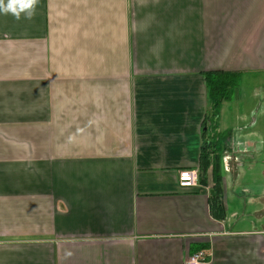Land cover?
<instances>
[{
  "label": "crops",
  "instance_id": "0c3cea01",
  "mask_svg": "<svg viewBox=\"0 0 264 264\" xmlns=\"http://www.w3.org/2000/svg\"><path fill=\"white\" fill-rule=\"evenodd\" d=\"M23 2L0 13V264H264V187L242 180L264 126H222L242 94L218 119L223 216L212 166L179 182L200 173L206 74L264 73V0Z\"/></svg>",
  "mask_w": 264,
  "mask_h": 264
},
{
  "label": "trees",
  "instance_id": "16d2710c",
  "mask_svg": "<svg viewBox=\"0 0 264 264\" xmlns=\"http://www.w3.org/2000/svg\"><path fill=\"white\" fill-rule=\"evenodd\" d=\"M243 80V73L240 71H213L206 74L207 88L209 100L212 105L211 110V125L214 124L213 129H218V119L221 113L222 105L225 101H230L233 99H238L241 95V84ZM207 132H203L205 141L203 144V161L200 167V182L206 183L207 176L206 173L210 166H212L213 180L216 184L215 191L213 194V213L217 217H222L223 211V201L220 199L221 196V173H220V157L218 151L219 142L225 143L228 139V134L222 135L221 141L214 136L208 140L206 136L209 132V127ZM216 133V132H214ZM221 135L220 132H217Z\"/></svg>",
  "mask_w": 264,
  "mask_h": 264
},
{
  "label": "rangeland",
  "instance_id": "374dc122",
  "mask_svg": "<svg viewBox=\"0 0 264 264\" xmlns=\"http://www.w3.org/2000/svg\"><path fill=\"white\" fill-rule=\"evenodd\" d=\"M242 82H243L241 85L242 101L229 103L224 108L222 126L238 125L241 123H246L247 119L249 123L253 118L257 119L258 124L264 126V73H258L256 75L254 74L245 75ZM260 105H262L261 109L259 108ZM235 108L237 110H242L243 112L241 123L237 122L238 120L232 116L231 110ZM253 108L257 109L255 112V117L251 115V110H253ZM213 128H214V124L209 126V132L207 135L208 140L216 136V138L221 141L222 135H219L217 133V132L222 133L221 131H219V126L217 131L216 129ZM225 144L226 143H223L222 141L219 142L218 151L222 150L223 149L222 147L225 146ZM260 151H264V138L260 140L257 153H254L255 156L257 155L258 162L252 165L246 163L244 168L245 173L242 177L243 178L242 180L244 184L250 188L251 191H253V189L261 190L262 187H264V176L262 173V170L264 168V164H263L264 152L261 153ZM237 193L238 195L242 194L241 192H237ZM236 200H238L239 202V197L236 198ZM234 201H235L234 199L230 200L231 208H238V206H236L237 202L234 203Z\"/></svg>",
  "mask_w": 264,
  "mask_h": 264
},
{
  "label": "built area",
  "instance_id": "2783aa9c",
  "mask_svg": "<svg viewBox=\"0 0 264 264\" xmlns=\"http://www.w3.org/2000/svg\"><path fill=\"white\" fill-rule=\"evenodd\" d=\"M180 186L182 188H193L199 183V174L196 170L184 169L180 173ZM208 256L203 250L198 251L186 260V264H207Z\"/></svg>",
  "mask_w": 264,
  "mask_h": 264
},
{
  "label": "clouds",
  "instance_id": "9594fccd",
  "mask_svg": "<svg viewBox=\"0 0 264 264\" xmlns=\"http://www.w3.org/2000/svg\"><path fill=\"white\" fill-rule=\"evenodd\" d=\"M32 7L31 3L23 2V0H7L5 3L4 0H0V13H11L16 16L17 19L20 18V14L25 9ZM31 15V13H29Z\"/></svg>",
  "mask_w": 264,
  "mask_h": 264
}]
</instances>
